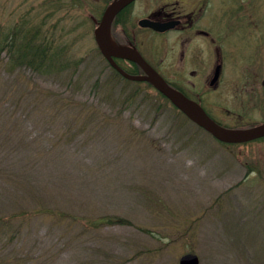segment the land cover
Masks as SVG:
<instances>
[{"label": "rangeland", "instance_id": "obj_1", "mask_svg": "<svg viewBox=\"0 0 264 264\" xmlns=\"http://www.w3.org/2000/svg\"><path fill=\"white\" fill-rule=\"evenodd\" d=\"M94 1L105 0H0V25L38 27L78 62L39 76L0 54V264H178L186 253L264 264V138L220 142L152 86L113 74ZM211 2L227 5L216 89L205 75L160 74L225 127L264 122V0ZM32 101L65 112L22 115Z\"/></svg>", "mask_w": 264, "mask_h": 264}, {"label": "flooded vegetation", "instance_id": "obj_2", "mask_svg": "<svg viewBox=\"0 0 264 264\" xmlns=\"http://www.w3.org/2000/svg\"><path fill=\"white\" fill-rule=\"evenodd\" d=\"M111 1H94V4L102 6L103 11ZM226 12V3L215 5L211 0H134L114 16L111 33L117 48L136 51L158 73L160 66L163 65L172 69L174 73L205 75L206 88L213 91L219 80L213 86H208V82L216 67L219 65V75H221L229 65L223 48ZM143 19L154 23L175 22V24L170 29L157 31L142 26L140 21ZM175 32L179 36L173 43L168 44L165 36ZM157 52L161 55H156ZM155 57H159V63L152 59ZM169 58L174 61L165 62ZM114 62L126 72L144 73L143 69L133 61L114 57ZM207 77L209 78L206 81ZM174 87L203 107L199 99L200 94L195 97L189 96L177 85ZM213 117L211 118L220 123ZM259 123L264 122L256 124ZM248 125L255 123L244 126Z\"/></svg>", "mask_w": 264, "mask_h": 264}, {"label": "water", "instance_id": "obj_3", "mask_svg": "<svg viewBox=\"0 0 264 264\" xmlns=\"http://www.w3.org/2000/svg\"><path fill=\"white\" fill-rule=\"evenodd\" d=\"M134 0H112L104 9L94 31L96 45L109 63L123 78L130 81H142L150 83L158 92L165 96L178 110H180L189 120L200 126L214 138L225 143H243L264 136V123L247 128H229L214 121L204 111V109L194 100L186 97L179 90L170 86L166 80L154 70L142 56L134 50L117 48L111 38L110 27L114 16L124 7ZM142 26L151 27L157 31L170 29L175 22L154 23L148 19L140 21ZM114 57H121L137 63L144 71V74H130L120 68L115 62ZM220 68L216 67L211 76L208 86H213L219 78ZM178 264H199L195 254L186 253L180 256Z\"/></svg>", "mask_w": 264, "mask_h": 264}, {"label": "trees", "instance_id": "obj_4", "mask_svg": "<svg viewBox=\"0 0 264 264\" xmlns=\"http://www.w3.org/2000/svg\"><path fill=\"white\" fill-rule=\"evenodd\" d=\"M3 51L6 52L7 62L12 65L13 69L28 68L39 76L56 74L67 67H76L78 64V62H74L67 65L65 48L55 44V39L46 33H41L38 27H31L27 22H14L10 26L0 25V54ZM113 74L120 77L114 70ZM159 95L168 101L160 93ZM132 98L133 96L129 95L127 100ZM38 108L48 114L60 115L65 112L61 106L44 107L42 104H35V101H32V105L24 107L21 113L22 115H30ZM16 113L17 111L13 114ZM103 223L114 224V218L105 217Z\"/></svg>", "mask_w": 264, "mask_h": 264}]
</instances>
